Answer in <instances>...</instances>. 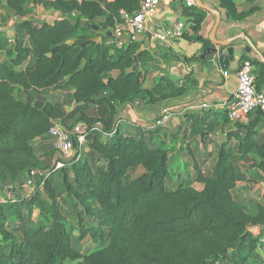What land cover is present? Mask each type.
<instances>
[{"label": "trees", "instance_id": "obj_1", "mask_svg": "<svg viewBox=\"0 0 264 264\" xmlns=\"http://www.w3.org/2000/svg\"><path fill=\"white\" fill-rule=\"evenodd\" d=\"M29 1L0 0V9L21 19L13 40L0 32V51L8 55L0 65V187L17 186L12 201L0 203V264H264L260 237L249 230L264 229V204L235 198L241 176L229 151L220 150L214 174L198 172L167 186L169 151L120 130L117 105L162 103L186 92L170 80L145 89L139 66L154 61L151 52L133 40L122 46L107 36L99 40L93 28L114 31L123 12L134 14L143 0H50L49 7L63 17L37 24L26 18ZM218 2L228 18H247L234 0ZM190 8L197 31L206 12ZM252 62L257 89L263 91L264 62ZM15 89L29 95L19 98ZM58 89L74 91L72 114L63 102L43 98L42 92ZM95 106L98 116L89 111ZM77 114L86 146L68 161L58 159L62 168L55 162L42 167L34 142L51 138L54 121L71 129L68 121ZM253 114L264 124V114L248 117ZM224 115L233 122L226 109ZM256 153L264 170V142L256 144ZM141 167L144 172L135 176ZM30 171L38 172L35 183L18 198ZM59 178L77 210L75 221L60 201L54 181ZM75 227L99 248L88 254L78 250Z\"/></svg>", "mask_w": 264, "mask_h": 264}, {"label": "crops", "instance_id": "obj_2", "mask_svg": "<svg viewBox=\"0 0 264 264\" xmlns=\"http://www.w3.org/2000/svg\"><path fill=\"white\" fill-rule=\"evenodd\" d=\"M188 1L190 0H161L156 11L148 18V31L136 39L143 50L150 51L154 56V61L144 67L139 66L143 73L144 88L153 89L163 80H170L179 87H185V94L156 104L137 100L117 105L120 130L126 136L142 138L154 148L163 147L169 151V165L176 176L171 180L170 186L193 178L198 172L214 174L222 148L230 152L241 175H245L242 170L252 169L249 168L250 165L253 166L252 171L258 170L263 175L261 158L256 153V144L264 142L263 122L257 120L255 114L239 123L230 122L224 117V111L226 103L237 91L238 71L242 62L246 59L264 62V0H234L239 11L247 15L244 20L228 18L218 0H202L208 7L220 11L221 23L216 39L230 41L227 47L217 46L210 40L217 20L214 13L203 9L206 14L200 27L197 31L193 29L195 16L187 13L189 7L192 9V6L187 5ZM194 6H197L196 3ZM178 22L186 24L184 37H168L165 41L152 38V31L168 34ZM94 30L98 32L99 40L103 35L115 41L114 33L109 29ZM196 36H200L202 40H196ZM124 40V44L129 41L127 36ZM206 40L212 45L207 46ZM214 47L218 53L208 54V49ZM229 47L234 49V56L227 64H222L219 57L227 53ZM225 72H228V76L224 75ZM110 75L115 77L118 72L114 71ZM67 92L72 94L74 91ZM164 108H169L176 114L164 125L149 129ZM89 111L92 116L101 114L97 106ZM43 140L44 138H38L34 146L44 149L46 143ZM44 159L53 165L55 155ZM143 172L141 167L134 175L138 176ZM245 180L242 179L241 184L248 182ZM238 187L237 185L236 188ZM245 190L241 192L242 202L254 199L264 204L261 201L264 199V191L260 196H251Z\"/></svg>", "mask_w": 264, "mask_h": 264}, {"label": "built area", "instance_id": "obj_3", "mask_svg": "<svg viewBox=\"0 0 264 264\" xmlns=\"http://www.w3.org/2000/svg\"><path fill=\"white\" fill-rule=\"evenodd\" d=\"M161 0H143L140 9L134 14L123 12V23L117 25L114 31L115 42L122 46L125 42V36L129 41H136L139 35L148 31L147 21L149 16L156 11L160 5ZM188 6H194L195 1L190 0L187 2ZM186 24L178 22L173 27L170 33L165 34L159 31H152L151 36L153 39L162 41L167 40L168 37L182 38L184 37ZM13 38V37H12ZM13 40V39H12ZM228 76V72L224 73ZM255 67L251 60H244L240 65L238 71V88L234 97L225 105L228 117L233 122H241L245 120L250 114L261 112L264 114V91H259L256 86ZM176 113L169 108H164L161 115L155 120L154 129L164 125ZM49 136L54 141V148L59 154V157L68 161L74 158L87 143V135L85 131L78 133H70L60 121H54L49 132ZM76 134L75 136H73ZM63 161L56 162V168H62ZM37 171H30L27 179L23 182V188L32 187L35 183ZM19 187V186H18ZM15 189V190H13ZM17 186L2 188L0 187V203H7L12 201L14 192Z\"/></svg>", "mask_w": 264, "mask_h": 264}, {"label": "rangeland", "instance_id": "obj_4", "mask_svg": "<svg viewBox=\"0 0 264 264\" xmlns=\"http://www.w3.org/2000/svg\"><path fill=\"white\" fill-rule=\"evenodd\" d=\"M43 3L38 4L37 2H35L34 0H30L27 4H26V9H27V15L26 18L30 19L32 21H34L36 24L37 23H41V22H48V23H53L54 21H56L59 18H62L63 15L60 14L59 12H56L54 10H52L49 5L47 4L48 1L50 0H42ZM71 18H74V16H71ZM21 19H19L14 13L9 12L7 9L5 8H1L0 9V32H5L7 33V35L12 39V37L15 35V25L17 22H19ZM8 58L7 52H1L0 51V65L2 64V62ZM15 95L19 98L22 99H26L27 96L29 95V93H26L22 90H18L15 89L14 91ZM33 93V92H30ZM42 95L44 96L43 98L49 101H60L63 102L65 104V109L68 113L72 111H74V107L75 104L73 102L72 99V95L70 93H68L67 91L63 90V89H58V90H48V91H44L42 92ZM65 126V125H64ZM66 127V126H65ZM68 127H72L71 129H68L66 127V129L72 133H78V132H82L84 131V125L83 122L80 120V115H74V117H72V119L70 121H68ZM52 146H51V143ZM44 143V149H39V147H35L36 149V154L39 158V162L41 164L42 167L44 168H48L51 166V164H49V162L44 159L45 157H51L54 154V144H53V140L51 138L44 139L43 140ZM35 144V143H34ZM56 152V151H55ZM55 163L58 159H61L57 154H55ZM247 165V164H246ZM248 168V167H247ZM249 168L253 169V166H249ZM252 169H244L242 171H244L245 175H241V180L242 179H247L248 182L245 183V185L241 184V180L238 184V188L235 189L234 192V196L238 201H241V192L246 189L245 191L249 193V195H255V196H260L261 193L264 191V173L263 175L258 171V170H253ZM185 171V170H184ZM60 175V172L56 173L55 176L58 177ZM186 175V174H185ZM176 176L174 174V170L171 169V165H169V176L166 180V184L167 186H170V184L172 183V179H174ZM186 177H188L186 175ZM56 185L58 187V195L60 196V201L64 204V208L65 211L70 212V217L72 218L73 221L76 220V212L77 210H75L74 208V202L68 198L67 194L64 193L63 188L61 186V180L59 178V180H54ZM246 181V180H245ZM241 185H243L241 188ZM198 186V185H197ZM29 189V188H28ZM28 189H25V193L18 197V198H22L26 193L29 192ZM262 202H264V199H261ZM21 211V215H25L27 217L28 215V210L25 207H21L20 208ZM81 212H83V210L81 209ZM84 214V212H83ZM33 221L34 222H38L40 220V211L37 210L36 212L34 211L33 214ZM19 221L21 222V220L19 219ZM19 221L16 220L15 223L13 224L14 230H16V227L19 224ZM78 227H75V230ZM264 231H262L261 228L258 229V231L256 233H254L255 235L260 237V244L261 246L259 247V252L261 253V255L264 257ZM75 235L77 236V241L76 244L75 242H73L74 246H76V248L78 250H80L82 253L84 254H88L91 253L95 250H97L99 247L98 245L93 242L92 238L90 235H83L78 231H75ZM67 264H70V262H68Z\"/></svg>", "mask_w": 264, "mask_h": 264}, {"label": "water", "instance_id": "obj_5", "mask_svg": "<svg viewBox=\"0 0 264 264\" xmlns=\"http://www.w3.org/2000/svg\"><path fill=\"white\" fill-rule=\"evenodd\" d=\"M195 3H196V5H197L199 8L204 9V10H206V11H208V12H212V13H214V14L216 15V17H217L216 24H215V26H214V28H213L211 34H210V40H211L215 45H217V46H222V47H227V46H229L230 43H231L230 41H218V40L216 39V32H217V30H218V28H219V26H220V23H221V13H220V11H219V10H216V9H212L211 7H208L207 5H205V4L202 2V0H195ZM93 28L97 29L96 27H93ZM248 51H250V49H248ZM207 53H208V54H211V55H213V54H217V53H218V50H217L216 47H214V48H210V49H208ZM233 56H234V49H233L232 47H229L228 50H227V53L222 54V55L219 57V59H220V61H221L222 64H227L228 60H229L231 57H233ZM262 58H264V57L262 56ZM23 186H24L23 183H20L19 188L22 189ZM2 188H3V187H2ZM13 190H15V189H13ZM258 229H259L258 226H254V227H250V228H249V230L252 231L253 233H256V232L258 231ZM262 231H264V229H262Z\"/></svg>", "mask_w": 264, "mask_h": 264}]
</instances>
